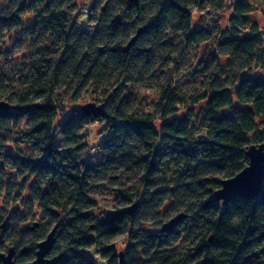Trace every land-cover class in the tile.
<instances>
[{
	"label": "clouds",
	"instance_id": "obj_1",
	"mask_svg": "<svg viewBox=\"0 0 264 264\" xmlns=\"http://www.w3.org/2000/svg\"><path fill=\"white\" fill-rule=\"evenodd\" d=\"M257 94L264 0H0V264H264Z\"/></svg>",
	"mask_w": 264,
	"mask_h": 264
},
{
	"label": "trees",
	"instance_id": "obj_2",
	"mask_svg": "<svg viewBox=\"0 0 264 264\" xmlns=\"http://www.w3.org/2000/svg\"><path fill=\"white\" fill-rule=\"evenodd\" d=\"M258 87V86H257ZM256 100L260 101L264 99V96L257 94ZM214 123H218L214 121ZM231 129L221 127L220 132L223 133V137L221 138L223 140V143H221L220 140H217L216 143L219 144V149L214 150L215 151V157H227L231 155V152L228 151L229 149L237 147V142L234 141V139L231 137ZM50 156L55 157L56 149L54 147L50 148ZM39 167L41 169L51 170L54 173L57 172V169L51 168L50 165L47 163V161H41L39 164ZM72 178L71 176L69 177ZM238 203L235 206V210L241 212L245 219L248 221V226L254 230H258V223H257V215H264V210L257 208V200L256 198L253 199H245L242 197L234 196ZM233 198V197H231ZM211 211H216V209H212ZM232 214V208L230 207L228 210H225L221 216L222 218L212 226L213 235L217 231L221 232V240L224 245L231 246L233 244V237L235 236L237 229H233L228 227L227 221L230 218ZM242 247L239 249L234 248V255L235 256H241L246 252L247 248L244 247V242H240ZM222 264H232L231 258H226L225 261H222Z\"/></svg>",
	"mask_w": 264,
	"mask_h": 264
},
{
	"label": "water",
	"instance_id": "obj_3",
	"mask_svg": "<svg viewBox=\"0 0 264 264\" xmlns=\"http://www.w3.org/2000/svg\"><path fill=\"white\" fill-rule=\"evenodd\" d=\"M262 177H264V158L255 157V169L253 173L247 178H242L240 183L233 186L229 191V197L256 198V187Z\"/></svg>",
	"mask_w": 264,
	"mask_h": 264
}]
</instances>
